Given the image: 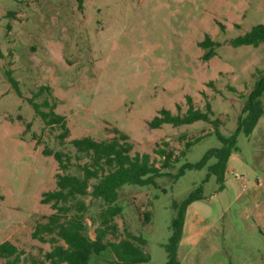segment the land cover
Here are the masks:
<instances>
[{
	"label": "rangeland",
	"instance_id": "374dc122",
	"mask_svg": "<svg viewBox=\"0 0 264 264\" xmlns=\"http://www.w3.org/2000/svg\"><path fill=\"white\" fill-rule=\"evenodd\" d=\"M256 24H264V0H0V242L24 250L20 264L45 260L51 249L32 236L35 224L54 211L41 198L55 188L59 168L43 148L67 152L73 160L68 171L81 174L77 163L89 158L70 140H109L121 132L132 154L158 160L154 150L165 141L179 153L188 140L206 135L166 174L121 188L117 238L131 232L147 239L150 260L139 264L168 260L173 203L201 184L203 198L187 209L180 264H264V113L249 135L238 134L223 189L214 175L205 181L214 158L201 168L186 167L222 145L217 130L226 136L235 131L264 73V43L232 44ZM207 34L217 43L209 60L199 45ZM42 85L50 87L56 111L66 116L70 136L64 144L57 138L60 129L46 125L28 100ZM187 95L203 108L210 101L212 119L221 122L150 127L162 108L177 112L180 104L185 112ZM45 97L50 98L44 93L36 100ZM260 99L264 107V92ZM81 199L94 237L102 201ZM112 258L110 250L94 252L90 264Z\"/></svg>",
	"mask_w": 264,
	"mask_h": 264
},
{
	"label": "trees",
	"instance_id": "16d2710c",
	"mask_svg": "<svg viewBox=\"0 0 264 264\" xmlns=\"http://www.w3.org/2000/svg\"><path fill=\"white\" fill-rule=\"evenodd\" d=\"M78 1L82 4L84 0ZM261 43H264V24H256L245 34L232 39L235 46L243 44L258 46ZM216 44L209 34L199 42L200 46L207 49L202 55L205 60L216 55ZM4 56L0 46V57ZM8 78L21 94L18 80L12 75L11 70H8ZM209 84H213V81L210 80ZM230 88L237 90L235 86ZM263 92L264 73L248 94L235 131L226 136L217 130L222 145L210 148L200 161L187 163L186 167L201 168L214 158L215 161L208 167L205 181L214 175L219 182V188L223 189L229 159L237 149L238 134L244 132L249 135L264 113L260 99ZM44 93L50 98L45 97L42 101H37L36 99ZM28 100L46 125L60 129L57 138L64 144L70 136V128L66 116L56 111L57 105L51 98L50 87L40 86ZM186 101L188 107L185 112H181L180 104H177V112L168 108L160 109L150 121V127L159 128L164 123L179 126L196 121H206L217 126L221 122L218 118L212 119L210 101H206L204 108L196 106L191 95L186 96ZM204 136L206 135L188 140L185 149L179 153L168 148L169 143L165 141L163 146L160 145L154 150L159 160L153 158L150 153L132 154L133 145L128 140V135L123 132L109 140H97L90 136L74 138L70 143L78 152L89 158L86 162L77 163L81 174L68 171L73 160L67 152L61 149L53 151L45 146L43 153L56 159L59 170L55 174V188L43 192L41 202L50 203L54 211L48 215L46 221L35 224L32 236L40 241L49 242L51 249L46 252L45 260L32 259L31 264H90L94 252L100 253L105 250H110L113 254V258L107 264H139L149 261L150 254L145 250L147 243L145 237L127 232L125 237L117 238L119 226L116 216L123 211V206L118 201L120 190L125 184L146 185L151 183L154 177L166 174L165 170L172 167L181 157H185L187 148L201 141ZM182 169L179 174H183ZM86 195L102 201L98 213L99 225L95 228L94 237L89 232V223L85 217L88 204L81 199V196ZM202 198L201 184L181 201H174L175 216L172 220V234L167 244L168 260L164 264H180L178 251L184 234L187 209L192 202ZM23 253L24 250L10 240L0 242V264H20Z\"/></svg>",
	"mask_w": 264,
	"mask_h": 264
}]
</instances>
